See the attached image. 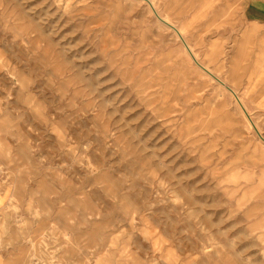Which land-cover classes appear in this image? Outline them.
<instances>
[{"label":"rangeland","instance_id":"374dc122","mask_svg":"<svg viewBox=\"0 0 264 264\" xmlns=\"http://www.w3.org/2000/svg\"><path fill=\"white\" fill-rule=\"evenodd\" d=\"M149 1L0 0V264H264V0Z\"/></svg>","mask_w":264,"mask_h":264},{"label":"crops","instance_id":"0c3cea01","mask_svg":"<svg viewBox=\"0 0 264 264\" xmlns=\"http://www.w3.org/2000/svg\"><path fill=\"white\" fill-rule=\"evenodd\" d=\"M149 3V2H148ZM151 3V1H150ZM149 3V4H150ZM152 8L153 5L152 3L150 4ZM155 10V9H154ZM260 11V15L261 13H264V9H259ZM156 12V10H155ZM156 14L159 16V14L156 12ZM259 15V16H260ZM263 16V15H261ZM160 17V16H159ZM160 19L170 28H172L174 30V32L178 35V37L182 40V42L184 43L187 51L189 52V54L191 55V57L199 64L201 65V67H203L210 75L212 74L214 76V74L212 73L211 70H209L207 67H205L204 65H202L199 61L198 58L196 56V54L194 53V51L192 50V48L190 47V45L188 44V42L186 41L183 33L181 34L180 31H178L179 29L177 27H175L174 25L170 24L167 20L163 19L160 17ZM262 20H264L262 18ZM11 214V207L9 206V198L5 193L0 194V220L3 221L5 220V216H8ZM3 224H0V227ZM10 239L9 234H7L6 238H4V244H3V248L2 251L0 249V262H10V244L8 243ZM6 241V242H5ZM8 243V244H6Z\"/></svg>","mask_w":264,"mask_h":264},{"label":"bare ground","instance_id":"6f19581e","mask_svg":"<svg viewBox=\"0 0 264 264\" xmlns=\"http://www.w3.org/2000/svg\"><path fill=\"white\" fill-rule=\"evenodd\" d=\"M149 3H150V1L149 0H147ZM151 4V3H150ZM153 5V4H152ZM154 7V6H153ZM155 8V7H154ZM212 75V74H211ZM215 77V76H214ZM216 78V77H215ZM233 93H234V91L232 90V89H230ZM238 100H239V98H238ZM239 102L241 103V101L239 100ZM241 105H242V103H241ZM243 106V105H242Z\"/></svg>","mask_w":264,"mask_h":264}]
</instances>
